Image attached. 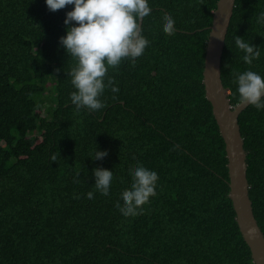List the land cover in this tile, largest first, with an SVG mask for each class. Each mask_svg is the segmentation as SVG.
Returning a JSON list of instances; mask_svg holds the SVG:
<instances>
[{
	"label": "trees",
	"instance_id": "16d2710c",
	"mask_svg": "<svg viewBox=\"0 0 264 264\" xmlns=\"http://www.w3.org/2000/svg\"><path fill=\"white\" fill-rule=\"evenodd\" d=\"M217 3L149 0L142 29L151 46L135 67L125 59L108 68L119 91L106 88L105 106L93 111L70 100L76 60L59 38L72 6L50 11L45 0H0V264H255L203 84ZM261 12L264 0H236L221 60L233 108L234 71L264 76ZM166 15L175 20L172 34L163 31ZM237 35L259 47L252 64ZM239 124L264 233V110L247 106ZM97 148L108 151L104 160L92 158ZM138 162L157 171V194L143 213L124 217L116 205ZM95 167L114 173L108 197L95 189Z\"/></svg>",
	"mask_w": 264,
	"mask_h": 264
},
{
	"label": "clouds",
	"instance_id": "9594fccd",
	"mask_svg": "<svg viewBox=\"0 0 264 264\" xmlns=\"http://www.w3.org/2000/svg\"><path fill=\"white\" fill-rule=\"evenodd\" d=\"M45 3L50 11L72 6L64 19L66 35L59 38L60 46L76 60L70 71L75 89L70 93L71 103L77 109L103 108L101 97L105 89L111 88L113 93L119 91L118 85L113 83L114 77L107 76L108 68L118 66L125 59L135 67L151 46L141 27V22L151 15L149 0H45ZM163 19V31L174 33V18L166 15ZM257 19L264 22V12ZM215 37L224 39L222 32H217ZM234 39L235 45L244 52V62L252 64L260 57L261 51L256 44L240 35ZM233 82L239 104L264 110V76L251 69L234 71ZM108 154L106 149L97 148L92 158L104 160ZM92 171L95 189L105 197L110 196L115 179L113 171L103 167H95ZM128 174L132 178L131 186L121 195L123 204L117 203L116 207L124 217H135L145 211L144 205L157 194L159 175L139 162ZM74 182L79 180L74 177ZM86 195L92 198L93 192Z\"/></svg>",
	"mask_w": 264,
	"mask_h": 264
},
{
	"label": "water",
	"instance_id": "95a60500",
	"mask_svg": "<svg viewBox=\"0 0 264 264\" xmlns=\"http://www.w3.org/2000/svg\"><path fill=\"white\" fill-rule=\"evenodd\" d=\"M235 5L236 0H218L206 47L203 84L206 97L212 105L214 118L226 145L229 195L236 212L240 232L250 248L253 262L264 264V233L255 217L250 198L247 151L239 124L240 114L250 104H237L233 108L229 92L225 89L221 77V60ZM142 24L143 21L141 27ZM217 32H222L224 39H216Z\"/></svg>",
	"mask_w": 264,
	"mask_h": 264
}]
</instances>
